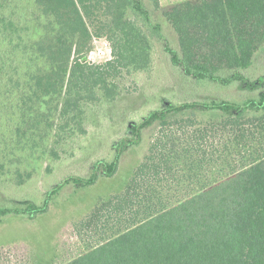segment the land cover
I'll return each mask as SVG.
<instances>
[{
	"label": "trees",
	"instance_id": "obj_1",
	"mask_svg": "<svg viewBox=\"0 0 264 264\" xmlns=\"http://www.w3.org/2000/svg\"><path fill=\"white\" fill-rule=\"evenodd\" d=\"M96 39L110 51L101 62ZM156 42L187 78L257 96L165 102L88 175L64 176L42 201L11 194L0 216L35 220L66 186L115 176L123 153L158 123L124 189L73 223L83 250L63 264H264V74H245L264 48V0H0V185L23 186L74 156L93 105L115 101L122 76L149 73ZM19 249L31 264L30 248Z\"/></svg>",
	"mask_w": 264,
	"mask_h": 264
},
{
	"label": "rangeland",
	"instance_id": "obj_2",
	"mask_svg": "<svg viewBox=\"0 0 264 264\" xmlns=\"http://www.w3.org/2000/svg\"><path fill=\"white\" fill-rule=\"evenodd\" d=\"M181 1L184 0H160L164 7ZM154 15L155 20L162 25L167 42L177 48V37L169 23L157 13ZM163 44H155L153 67L149 73L122 76L119 79L122 94L111 103L101 100L93 105L87 134L72 144L74 156H66L55 173L48 176L41 174L38 179L28 180L23 186L11 189L8 182L3 183L5 188L0 185L3 188L0 192V196L3 193L0 205L3 202L6 204L9 199L7 196L11 194L12 199L40 201L47 187L56 184L64 176L88 175L96 159L112 157L113 144L129 134L132 122L141 121L165 102L181 103L211 97L245 101L257 96L255 92L245 91L237 84L224 87L208 82L197 83L187 78L179 68L171 64ZM102 50H106V54H102ZM109 53L105 40L94 41L92 57L95 60L104 61ZM245 74L251 78L264 74V48L257 52L253 65ZM199 117L206 120L211 114L200 113ZM158 127V123H155L142 131L141 142L123 153L115 176L103 178L92 187L78 188L73 184L66 186L53 197L49 211L35 220L20 215L0 216V264H25L17 255L21 245L30 248L31 264H63L80 254L83 246L73 223L84 218L101 198L124 189L138 164L149 152ZM181 184L183 188L187 182Z\"/></svg>",
	"mask_w": 264,
	"mask_h": 264
},
{
	"label": "built area",
	"instance_id": "obj_3",
	"mask_svg": "<svg viewBox=\"0 0 264 264\" xmlns=\"http://www.w3.org/2000/svg\"><path fill=\"white\" fill-rule=\"evenodd\" d=\"M102 54H106V50H102ZM102 54H101V55H102Z\"/></svg>",
	"mask_w": 264,
	"mask_h": 264
}]
</instances>
